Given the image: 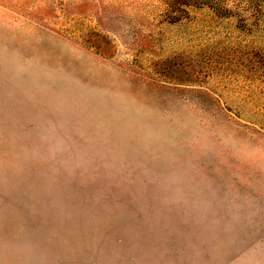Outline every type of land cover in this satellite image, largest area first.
I'll list each match as a JSON object with an SVG mask.
<instances>
[{"label": "rangeland", "instance_id": "obj_1", "mask_svg": "<svg viewBox=\"0 0 264 264\" xmlns=\"http://www.w3.org/2000/svg\"><path fill=\"white\" fill-rule=\"evenodd\" d=\"M0 264H264V0H0Z\"/></svg>", "mask_w": 264, "mask_h": 264}]
</instances>
